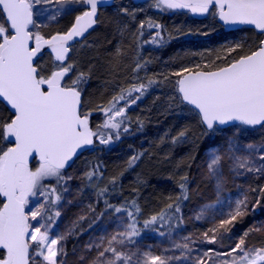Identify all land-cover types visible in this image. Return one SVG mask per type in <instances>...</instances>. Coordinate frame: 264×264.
Returning <instances> with one entry per match:
<instances>
[{
	"label": "snow or ice",
	"instance_id": "snow-or-ice-1",
	"mask_svg": "<svg viewBox=\"0 0 264 264\" xmlns=\"http://www.w3.org/2000/svg\"><path fill=\"white\" fill-rule=\"evenodd\" d=\"M101 4L102 0H0L3 21L0 22V102L12 113L6 120H0V141H3L0 144V264H37L38 261L66 264L62 259L67 255L63 241L74 229L55 237L50 235L54 218L61 215L56 209L68 191L67 182L74 179L64 175L66 168L78 150L94 144V138L101 145H109L114 137L120 138L121 132H130L132 120L127 115L128 108L151 86L169 80V75H163L142 82L139 73L149 61L138 58L132 68L135 83L127 88L119 87L105 104L87 108L84 92L91 74L79 71L71 77L76 65L68 62L72 51L70 42L84 38L98 23ZM72 5H82L84 10L74 17L70 27L50 34L40 31L42 25L37 23V13L49 12L48 7L41 6H54V14L49 18L55 20L65 6ZM156 7L189 9L199 14L214 8L211 14L225 24L250 25L264 37V0H156ZM120 12L135 19V12H129L128 8H121ZM145 23L141 21L138 30ZM147 26L162 28L151 20ZM144 43L162 45L161 32L157 31ZM46 48L52 61L48 66L38 63ZM238 50H243L241 43L227 52ZM121 55L118 47L115 56ZM206 67L196 64L170 74L176 77L173 88L180 102L191 106L208 130L231 122L264 128V38L244 54L228 59L225 66H216L215 70H205ZM93 112L104 117L102 123L95 125V130L91 124ZM136 123L142 127L139 119ZM184 136L185 132L179 133V137ZM176 139L173 138L174 142ZM142 155L129 157L127 167H134ZM225 159L238 176L247 173L264 177V144L249 143L241 147L229 143L222 153L213 150L207 161V175L216 179L218 193L223 185ZM102 175L96 165L83 173L81 179L91 182ZM46 180L54 183L45 184ZM118 180L119 176H112L108 185L114 187ZM179 189L180 194L174 200L169 198L171 202L142 223L137 218L141 210L135 199L119 206L104 199L106 209L123 214L126 222L119 225L122 230L90 240L82 251L95 255H81L80 264H183L185 261L188 264H264V243L256 246L247 242L252 232H264V225H253L236 240L231 235L236 223L248 214L249 204H253V211L260 205L264 187L250 188L252 193L260 194L259 198L250 201L244 195L229 203L227 211L221 210L218 223L213 217L212 226L205 232L195 238L193 234L183 236L182 242L171 241V247L160 255H155L151 247L146 246V251L136 247L144 230L155 229L160 236H165L156 225H168L170 235L173 227L184 223L180 214L182 202L189 199L187 174L181 177ZM108 190L105 186L97 194L105 197ZM89 211L95 209L89 206ZM103 215L100 213L97 219ZM85 218L78 217L77 223ZM204 218L205 209H201L195 219ZM225 239L231 241L226 248L222 243ZM208 245H219V248ZM177 251L179 255L175 254ZM169 252L173 254L168 255Z\"/></svg>",
	"mask_w": 264,
	"mask_h": 264
},
{
	"label": "trees",
	"instance_id": "trees-1",
	"mask_svg": "<svg viewBox=\"0 0 264 264\" xmlns=\"http://www.w3.org/2000/svg\"><path fill=\"white\" fill-rule=\"evenodd\" d=\"M128 8L135 12V19L120 12ZM84 10L80 5L66 15L59 26L46 30L45 34L65 31L74 21V17ZM210 9L207 15L193 13L189 9L167 10L156 7V0H115L100 10L95 29L83 41L72 47L68 62H74L76 72L90 71V79L85 86L84 100L87 108L95 109L105 104L119 87H129L133 80L132 68L138 58L147 60L146 68L139 73L142 82L149 78H162L169 75V80L151 86L145 95L127 110L131 118V130L121 132L120 138H113L107 146L95 147L82 154L77 160L89 156L94 165L103 164V175L119 176L116 186H110L113 205L136 200L141 214L138 220L143 222L149 216L160 212L165 205L180 194L181 177L188 176V190L194 182L204 152L210 146L219 143L220 137L214 130H207L200 122L197 113L189 105L181 103L173 83L176 79L171 73L184 67L201 64L205 70L224 66L228 59L244 54L254 48L260 34L254 29L243 27L227 31L218 23L217 16ZM162 26L160 29L149 28L147 21ZM141 21L145 27L138 30ZM157 31L164 40L162 45L144 43L150 41ZM241 43L243 50L228 53L227 49ZM123 55L116 57V49ZM224 59L217 60V57ZM49 53L44 54L38 63L51 64ZM12 115L3 102H0V120ZM96 118L104 119L99 112H93V129ZM142 122L140 127L136 121ZM185 132L184 137L179 133ZM176 137L177 139L173 140ZM3 141H0L2 144ZM143 153L134 167L128 168L127 161L134 154ZM35 167V161L32 162ZM123 173L122 176L119 174ZM135 190V191H133ZM189 200V199H188ZM183 201L181 209L188 202ZM181 215V214H180ZM175 224V222H173ZM162 232H168V225H156ZM178 227H173L172 230ZM84 230L80 228L77 233ZM155 229H146L150 233ZM76 236L69 240L74 243Z\"/></svg>",
	"mask_w": 264,
	"mask_h": 264
},
{
	"label": "rangeland",
	"instance_id": "rangeland-1",
	"mask_svg": "<svg viewBox=\"0 0 264 264\" xmlns=\"http://www.w3.org/2000/svg\"><path fill=\"white\" fill-rule=\"evenodd\" d=\"M79 6L80 5L65 6V10L58 15L55 20L49 18L50 14H54V6H41L48 7L49 12L43 15L39 12L37 13V23L42 25L40 31L44 33L50 28L59 26L61 20ZM207 14L208 13H205L203 15ZM0 22H3L2 19H0ZM94 122L97 125L102 123L103 120L96 118ZM214 133L220 137V141L210 146L204 152L202 161L198 166L196 178L190 188V198L181 211L184 223L172 230L170 235L167 234L169 231L165 232V236H160L157 231L145 234L142 233L136 245V247H139L142 251H146L148 247H151L155 255H160L164 249L171 247V241L175 240L177 242H182L180 238L183 236L193 234L195 238L199 234L205 232L212 226L211 221L213 217L217 218L218 223L221 210L227 211L229 203H234L236 199L243 198L244 195H247L250 201L259 198L260 194L258 192L252 193L249 189L264 187V177L257 178L247 173L238 176L231 169L230 162L225 159L222 167L223 185L218 193L216 179L207 175V161L213 150H219L222 153L227 149L229 143H236L241 147L249 143L258 146L264 144V128H260L259 126L251 128L237 124L225 129L215 128ZM98 144L99 142L96 140L95 147ZM103 146L107 145L99 144L100 148ZM95 147L91 150V155L95 153ZM103 164L99 163V169L103 170ZM94 166L96 165H94L93 158L85 156L77 160L71 168L66 169L64 172L66 177L72 176L74 179L67 182L66 187L68 191L63 194L61 206L56 209L61 212V215L58 218H54L55 223L50 231V235L55 237L56 235L65 234L70 229H74L72 234L63 241V246L67 255L62 259L66 261V264H80L79 257L81 255H88L89 257L95 255L94 252H83L84 246L90 240H96L100 236L122 230L119 228V225L122 222H126V217L122 218L123 214H116L112 210L106 209L104 204V199H107L109 202L113 197V192L108 185V180L111 178L110 175L106 173L102 175V177H98L91 182L81 179L83 173ZM49 183H54V181H45V184ZM105 186H108L109 189L107 195L105 197H99L97 194L98 189H102ZM36 199L38 198H33V200ZM89 206L94 208L95 211L90 212ZM201 209H205V218L196 220L195 216ZM102 212L104 215L101 216L100 219H97V216ZM80 216H85L86 218L77 223L78 217ZM41 222L43 223L44 221L42 220ZM89 225H91V227H89ZM253 225H264V198H261L260 205L256 206L254 211L253 204H249L248 214L237 222L232 230L231 235L233 240L238 239L239 236ZM82 226L84 230L77 233ZM73 236H76V240L69 245L68 242ZM247 242L252 245L260 246L264 243V232H252L247 238ZM222 243L226 248L231 241L225 239ZM208 247L219 248V245H208ZM129 248L133 251L135 250V247L132 245H129ZM167 254L172 255L173 253L169 252ZM175 254L179 255V252L177 251ZM37 264H40V262L38 261ZM175 264H180V262H175ZM183 264H188V262L185 261Z\"/></svg>",
	"mask_w": 264,
	"mask_h": 264
},
{
	"label": "water",
	"instance_id": "water-1",
	"mask_svg": "<svg viewBox=\"0 0 264 264\" xmlns=\"http://www.w3.org/2000/svg\"><path fill=\"white\" fill-rule=\"evenodd\" d=\"M115 2V0H102V4H101V6L98 8V18H99V13H100V10L101 9H103V8H105V7H109V6H111L113 3ZM217 21H218V23L219 24H221L223 27H224V29L225 30H227V31H234V30H238V29H241V28H243V27H247V28H251V29H254L252 26H250V25H241V24H225L223 21H221L220 19H219V17L217 16ZM97 25V24H96ZM96 25L92 28V29H90L89 30V32L85 35V37L84 38H82V39H78V40H76V41H73V42H70V44H71V47H73L75 44H77L78 42H81V41H83L85 38H87L88 37V35L95 29V27H96ZM71 26V25H70ZM69 26V27H70ZM255 30V29H254ZM256 31V30H255ZM61 32H63V31H61ZM264 38V37H263ZM46 53H49V51L47 50V48L44 50V53H43V55H41L40 57H39V59L42 57V56H44V54H46ZM38 59V60H39ZM225 66V65H224ZM221 67H223V66H221ZM210 70H215V69H210ZM5 104V103H4ZM5 106H7L6 104H5ZM191 107V106H190ZM7 108L9 109V107L7 106ZM11 112V111H10ZM237 124H239L238 122H231V123H229V124H226V125H216L215 127H218V128H221V129H225V128H228V127H230V126H233V125H237ZM206 128V127H205ZM208 130V129H207ZM95 146V138H94V144L93 145H91V146H87L86 148H84L83 150H78V153H77V155L73 158V161L71 162V165H70V167L75 163V161L82 155V154H84L86 151H89V150H91V149H93V147ZM70 167H67L66 169H69Z\"/></svg>",
	"mask_w": 264,
	"mask_h": 264
},
{
	"label": "flooded vegetation",
	"instance_id": "flooded-vegetation-1",
	"mask_svg": "<svg viewBox=\"0 0 264 264\" xmlns=\"http://www.w3.org/2000/svg\"><path fill=\"white\" fill-rule=\"evenodd\" d=\"M263 37L261 36V39H262Z\"/></svg>",
	"mask_w": 264,
	"mask_h": 264
}]
</instances>
